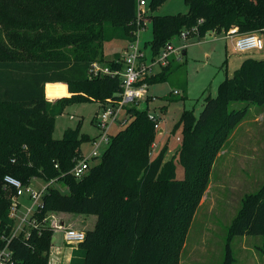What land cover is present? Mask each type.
I'll use <instances>...</instances> for the list:
<instances>
[{
  "label": "trees",
  "instance_id": "1",
  "mask_svg": "<svg viewBox=\"0 0 264 264\" xmlns=\"http://www.w3.org/2000/svg\"><path fill=\"white\" fill-rule=\"evenodd\" d=\"M185 2L186 13L150 14L154 57L192 28L189 36L198 40L212 31L264 32V0ZM137 5V0H0V244L2 237L10 238L15 264H50L55 232L46 217L51 212L96 216L70 262L60 264H179L214 159L251 105L264 110V59L247 57L219 83L216 96L205 97L198 115L195 108L182 110L175 124V130L182 128V144L171 159L165 160L166 144L151 155L155 122L139 100L126 106L127 122L111 134L102 154L75 176L82 144L96 136L83 133L80 122L56 139L55 118L75 102L106 105L120 99L123 53L107 59L104 44L136 40ZM170 61L169 56L137 84L166 80ZM96 62L114 74L92 71ZM175 159L183 179L177 178ZM6 175L24 185L55 179L69 192L51 184L28 220V233L12 234L10 208L17 190L5 182ZM236 235L264 236V183L242 198L228 229L224 264L234 260Z\"/></svg>",
  "mask_w": 264,
  "mask_h": 264
},
{
  "label": "rangeland",
  "instance_id": "2",
  "mask_svg": "<svg viewBox=\"0 0 264 264\" xmlns=\"http://www.w3.org/2000/svg\"><path fill=\"white\" fill-rule=\"evenodd\" d=\"M154 0H147L143 6L147 10L148 20L138 33V45L145 54L148 65H154L153 51L150 40L153 38V25L150 14L186 13L188 5L185 0H163L155 5ZM260 34L261 31H253ZM136 41V40H135ZM232 40L226 37L215 39L214 33L198 40L193 36L183 37L182 33L171 39L175 50L170 55L171 72L166 80L147 84V95L140 99V107L147 108L150 114L160 116V124L156 128L154 145L151 155L155 156L166 144L168 151L165 160L171 159L182 144V128L175 130L184 108H195L196 114L203 108L207 95L216 96L219 83L238 65V60L246 57L264 59V48L239 52L233 49ZM128 42L115 39L104 44V55L112 59L115 53L125 52ZM96 64L102 66L100 63ZM236 66H232V65ZM161 67L153 66L156 73ZM229 74V75H231ZM150 99L149 104L145 102ZM239 105L234 103L232 107ZM105 105L98 102H75L65 107L64 112L55 118L53 136L62 138L65 130L76 128L80 124L83 133L92 137L99 131L93 119ZM127 114L123 112L120 120L111 127V134H115L124 127ZM91 142L82 144L85 157L90 156ZM177 178L183 179L184 169L175 159ZM48 183L42 178H35L30 186L39 190ZM264 183V112L258 105H251L246 116L235 126L223 148L218 152L212 163L207 186L201 196L198 208L192 219L186 239L179 253V264H224L226 259V244L228 229L237 216L242 198L249 193L256 192ZM52 186L61 192L68 193L67 186L54 182ZM14 210V234L28 233V226L17 230L32 205L28 195L13 200L10 211ZM13 215V214H12ZM95 215L81 213L51 212L46 217V223L54 228L55 241L51 251L61 247L63 261L70 255L71 249L77 244H70L64 240L65 229L75 228L85 232L94 225ZM24 224V223H23ZM25 225V224H24ZM8 242V238L3 237ZM234 256L232 264H264V236H239L231 240Z\"/></svg>",
  "mask_w": 264,
  "mask_h": 264
},
{
  "label": "built area",
  "instance_id": "3",
  "mask_svg": "<svg viewBox=\"0 0 264 264\" xmlns=\"http://www.w3.org/2000/svg\"><path fill=\"white\" fill-rule=\"evenodd\" d=\"M137 24L139 29L137 32L136 41L128 45L127 49L123 53L122 63L123 69L120 71L122 77V92L120 93V99L116 101H109L98 114L96 118V127L99 131L98 135L91 141L92 149L90 156L92 159L102 154V151L108 146L111 139V127L120 120V116L123 112H126V106L131 103H136L140 99H143L147 95V84H137L140 80L146 77L148 74H152L153 66H164L168 62L169 56L175 50L172 43H167L164 49L154 58L153 64L148 65L145 61L146 57L142 49L138 45V33L143 25L148 20L146 12L143 6L147 4V0H137ZM192 28L190 30H194ZM190 30L182 32L183 37H188ZM235 49L239 52H245L253 49L264 48L263 37L255 32L239 33L234 38ZM92 71H99L103 73L114 74L115 71L111 70L108 66H98L94 63ZM149 118L155 122L157 128L160 124V116L148 114ZM92 160L89 157L83 156L82 159L76 164L72 172L75 176L81 177L86 169L90 166ZM5 182L16 188L17 192L14 199H18L20 196L28 195L32 201V205L28 208L26 216L22 219V223L17 230L28 224L29 218L35 213V211L43 205V196L48 187L55 182V179L48 181V183L39 190L33 189L30 184L24 185L19 179L11 176H5ZM18 205L13 207L11 216H14V210ZM13 214V215H12ZM25 225H24V224ZM60 229H63V237L67 243L78 244L85 239V232L77 230L75 228L65 229L63 225H60ZM17 232V231H16ZM14 234H17V233ZM4 243L0 244V264H15L13 258V251L9 248V241L6 242L3 237L1 238Z\"/></svg>",
  "mask_w": 264,
  "mask_h": 264
},
{
  "label": "crops",
  "instance_id": "4",
  "mask_svg": "<svg viewBox=\"0 0 264 264\" xmlns=\"http://www.w3.org/2000/svg\"><path fill=\"white\" fill-rule=\"evenodd\" d=\"M209 33V32H208ZM207 33V34H208ZM211 33V32H210ZM212 33H214L215 34V39H217V38H222V37H226V38H229V39H231L232 41V43H233V49L234 50H236L235 49V46H234V38H235V36L237 35V34H239L237 31H229V32H227V33H221V34H219V33H217V32H214V31H212ZM206 34V35H207ZM206 35H205V37H206ZM260 35L263 37V39H264V32L263 31H261L260 32ZM263 49V48H262ZM237 51V50H236ZM123 53V52H122ZM247 58V57H246ZM245 59V58H244ZM244 59H242L241 60V58L238 60V65H237V67H235L234 69H233V71L236 69V68H238L239 66H240V64L242 63V61L244 60ZM232 66H236V65H232ZM228 71H230V70H227V72H226V75H229V74H231V72L229 73ZM233 71H232V73H233ZM263 112H264V110H263ZM95 124V123H94ZM95 126H96V124H95ZM25 195V194H24ZM29 197V196H28ZM95 221H96V219H94L93 220V222H94V224H95ZM94 226V225H93ZM55 241V240H54ZM78 245V244H77ZM76 245V246H77ZM76 246H73V248L71 249V253H70V255L69 256H67L66 257V260L65 261H63L62 260V258H61V256H63L62 255V249H61V247L59 248H57V250H53L52 249V251H51V255H52V257H54L53 259H51V263H53V264H60V263H69L70 262V259H71V256H72V251H73V249L76 247Z\"/></svg>",
  "mask_w": 264,
  "mask_h": 264
},
{
  "label": "water",
  "instance_id": "5",
  "mask_svg": "<svg viewBox=\"0 0 264 264\" xmlns=\"http://www.w3.org/2000/svg\"><path fill=\"white\" fill-rule=\"evenodd\" d=\"M55 240V237L53 238V241Z\"/></svg>",
  "mask_w": 264,
  "mask_h": 264
}]
</instances>
